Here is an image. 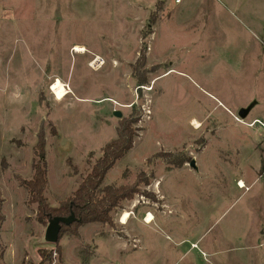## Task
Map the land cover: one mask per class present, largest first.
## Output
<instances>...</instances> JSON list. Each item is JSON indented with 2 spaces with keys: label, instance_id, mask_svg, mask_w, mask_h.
<instances>
[{
  "label": "rangeland",
  "instance_id": "obj_1",
  "mask_svg": "<svg viewBox=\"0 0 264 264\" xmlns=\"http://www.w3.org/2000/svg\"><path fill=\"white\" fill-rule=\"evenodd\" d=\"M126 120L134 147L102 188L139 193L113 226L60 234V257L21 186L39 135L56 208ZM255 121L264 0H0V264H40L42 251L52 264H264V204L237 188L264 166Z\"/></svg>",
  "mask_w": 264,
  "mask_h": 264
},
{
  "label": "trees",
  "instance_id": "obj_2",
  "mask_svg": "<svg viewBox=\"0 0 264 264\" xmlns=\"http://www.w3.org/2000/svg\"><path fill=\"white\" fill-rule=\"evenodd\" d=\"M136 136L137 129L134 128V123L131 120L124 121L118 131L117 139L103 148L102 157L92 166L74 194L55 208L50 206L45 196L48 186L46 140L44 134L40 133L36 146V161L33 165L34 175L31 180H21V186L29 193L30 204L37 207L38 222L45 225L55 217L68 218L74 214L75 222L70 226L63 225L61 231V235L70 232L73 236H78V230L89 224L100 223L113 226L112 212L120 207L122 202L132 200L139 193L138 184L104 188L102 185L109 171L133 149ZM262 174H264V166L260 172V175ZM56 249L61 257L62 252L58 243ZM51 256L52 254L42 251L40 264H46V262L52 264ZM60 257L59 261H61Z\"/></svg>",
  "mask_w": 264,
  "mask_h": 264
},
{
  "label": "water",
  "instance_id": "obj_3",
  "mask_svg": "<svg viewBox=\"0 0 264 264\" xmlns=\"http://www.w3.org/2000/svg\"><path fill=\"white\" fill-rule=\"evenodd\" d=\"M255 102L250 104L247 108H243L239 111L238 116L241 120L247 119L249 116L251 110L255 106ZM115 116L118 118H121L122 115L119 112L115 113ZM190 166L192 168H196L195 161L193 160L190 163ZM76 218L74 214H71L70 217L64 218V217H55L49 221V225L46 230V239L48 242L52 244H57L59 242L60 234L62 231L63 225L70 226L73 222H75Z\"/></svg>",
  "mask_w": 264,
  "mask_h": 264
},
{
  "label": "crops",
  "instance_id": "obj_4",
  "mask_svg": "<svg viewBox=\"0 0 264 264\" xmlns=\"http://www.w3.org/2000/svg\"><path fill=\"white\" fill-rule=\"evenodd\" d=\"M238 182H243L245 184V186L249 189V190H245L243 188H239L237 185V188L239 190H241V191L244 190V193L241 197L245 196L248 193H251L255 189H258L257 190V194H259L258 197H259L260 201L264 204V174L257 176V177H254L253 180L243 178V179H240V181H238ZM200 240L196 244H192V248H194V249L199 248L198 243L200 242Z\"/></svg>",
  "mask_w": 264,
  "mask_h": 264
},
{
  "label": "bare ground",
  "instance_id": "obj_5",
  "mask_svg": "<svg viewBox=\"0 0 264 264\" xmlns=\"http://www.w3.org/2000/svg\"><path fill=\"white\" fill-rule=\"evenodd\" d=\"M77 50H78V52H79L80 54L84 52L83 49H81L80 47L77 48ZM61 87H62V85L60 84V82H58V83L54 86L53 91L55 90V92H56V91L59 90ZM193 123L196 124V125H198V123H197L196 121H194ZM130 218H131V215H130L128 212L124 213V215L122 216L121 223L124 224V225H126V224L128 223V221L130 220ZM152 219H153L152 216L149 215L148 218L145 220V222H146V223H150V222L152 221Z\"/></svg>",
  "mask_w": 264,
  "mask_h": 264
},
{
  "label": "built area",
  "instance_id": "obj_6",
  "mask_svg": "<svg viewBox=\"0 0 264 264\" xmlns=\"http://www.w3.org/2000/svg\"><path fill=\"white\" fill-rule=\"evenodd\" d=\"M53 86H54V85H53ZM53 86L51 87V91H52V92H53V90H52V89H53ZM53 93H54V92H53ZM237 120L239 121V120H241V119L238 118ZM241 121H242V120H241ZM255 122L259 123L260 125H262V127H264V124H263V123H261V122H259V121H255ZM253 125H254V124H253ZM253 125H252V126H253ZM238 187H239V188H243V189H245V190H249V189L245 186V184H244L243 182H239V183H238Z\"/></svg>",
  "mask_w": 264,
  "mask_h": 264
}]
</instances>
